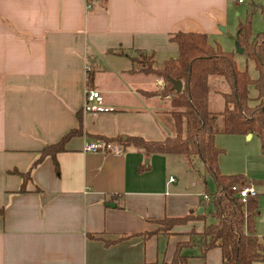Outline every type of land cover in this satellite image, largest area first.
<instances>
[{
    "label": "crops",
    "instance_id": "0c3cea01",
    "mask_svg": "<svg viewBox=\"0 0 264 264\" xmlns=\"http://www.w3.org/2000/svg\"><path fill=\"white\" fill-rule=\"evenodd\" d=\"M260 1L0 0V264H165L179 245L185 264H222L220 248L182 244L205 222L147 235L163 219L205 212L202 174L181 156H146L132 145L121 146L120 155L83 147L99 137L161 142L175 135L170 100L159 95L163 80L133 68L118 50L151 55L160 69L177 57L174 34H203L219 45L238 6L255 11ZM89 89L111 111L85 113ZM208 89L228 90L214 78ZM78 117L83 133L55 161L47 157L32 169L20 192V173L79 129ZM258 182L255 231L264 237Z\"/></svg>",
    "mask_w": 264,
    "mask_h": 264
},
{
    "label": "trees",
    "instance_id": "16d2710c",
    "mask_svg": "<svg viewBox=\"0 0 264 264\" xmlns=\"http://www.w3.org/2000/svg\"><path fill=\"white\" fill-rule=\"evenodd\" d=\"M260 9L264 13V7ZM248 19L245 23L239 24L235 41L237 46L244 50V55L254 62L258 73L257 79H252L246 70H239L233 55L223 52L218 44L212 43L209 37L203 34H174L170 40L178 48L177 57L166 61L160 69L153 68L151 55H148V59L144 62L135 59L132 55L139 53L141 56L142 53L139 51L116 52L128 58L133 68L163 80L164 87L159 95L162 99L170 100L169 114L173 120L175 135L161 142H149L138 137H128L125 141L117 138L113 142L122 146L132 145L142 150L146 156L152 154L181 156L190 170L198 174H209L212 177L216 191L212 195L205 191L209 197V201H203L202 204L205 209L209 208L206 214L205 212L200 215L190 213L183 218L163 219L159 223H171L174 226L188 221L206 222L207 216H210L215 223L205 224L198 235L200 245L203 252L220 248L222 264H253L264 261V237H259L255 231V221L259 214L257 201L248 198L243 204L239 197L230 193V187L238 180H241L243 185L252 183L257 185L259 182L250 181L240 175L222 174L218 169V157L222 151L214 146L215 136L219 134L246 136L254 133L260 139L261 152L264 155V98L262 97L264 32L253 34ZM91 77L88 75L87 81H90ZM212 78L222 80L228 88L225 92H216L223 100V109L218 112L210 111L208 106V88ZM170 79L182 83L180 93L177 94L172 90ZM251 86L258 91V95L254 98L249 95ZM78 118L79 129L70 131L59 142L46 146L31 168L26 173H20L22 178L20 192L25 191L31 179L32 169L47 157L55 161V155L64 151L66 143L83 133L81 117ZM99 140L112 141L103 137H99ZM148 169L149 166H143L140 171ZM160 234L163 233L155 232L147 235ZM127 237H120L119 240ZM180 247L181 245L177 246L171 262L165 264H185L186 257L180 255Z\"/></svg>",
    "mask_w": 264,
    "mask_h": 264
},
{
    "label": "rangeland",
    "instance_id": "374dc122",
    "mask_svg": "<svg viewBox=\"0 0 264 264\" xmlns=\"http://www.w3.org/2000/svg\"><path fill=\"white\" fill-rule=\"evenodd\" d=\"M260 5L264 6V0L260 1ZM262 6L254 7V9L247 10L245 6H238V9L235 11L238 12V16L234 13V15L230 16V25L228 27V31L220 37L219 41H215L219 43V47L223 52L232 54L236 65L239 70L247 71L249 76L252 79L258 78V73L255 70L254 62L248 59L244 52L239 54L236 49V41L235 34L239 24L245 23L248 19V23L252 29L253 34H257L260 32H264V13L260 8ZM135 59H139V61H144L148 59V55L142 54L139 56V53L132 54ZM157 68H160L161 65H156ZM139 68V66H137ZM220 88V87H218ZM213 89V88H212ZM221 90V89H220ZM249 95L254 98L258 95V91L254 87L249 88ZM262 97L264 98V82L262 87ZM208 106L211 111L217 112L223 109V100L220 95L209 92L208 95ZM252 138L248 139L247 136L243 135H216L214 140V146L216 149L222 151L218 157V169L219 171L227 176H246L245 174H250L248 177L252 181H264V155L261 152V142L259 137L256 134H252ZM184 161V160H183ZM195 163V162H194ZM183 165V164H182ZM202 174V173H201ZM247 174V175H248ZM203 175V174H202ZM203 186L206 189L209 195H212L216 191V187L212 177L209 174L203 175ZM234 184L240 185L242 184L241 180H238ZM252 185V184H249ZM259 185H257L258 187ZM261 186L257 188L260 190ZM208 209H205V214L208 212ZM191 221L186 222L185 224H178L172 226L171 223L161 224L157 223V228L153 233L160 232L168 234L174 227L180 225H186ZM208 224L215 223V220L210 216H207L206 222ZM171 227V228H170ZM199 233H193L187 242H183L182 244H190L193 241L200 244Z\"/></svg>",
    "mask_w": 264,
    "mask_h": 264
},
{
    "label": "built area",
    "instance_id": "2783aa9c",
    "mask_svg": "<svg viewBox=\"0 0 264 264\" xmlns=\"http://www.w3.org/2000/svg\"><path fill=\"white\" fill-rule=\"evenodd\" d=\"M232 4H243L244 0H230ZM83 110L85 113L97 114L102 112L111 111L103 107V99L99 91L95 89H89L85 93V103ZM122 145L113 141H91L88 142L84 147L83 151L91 153H110L113 155H120L122 153ZM169 182H173V178H169ZM230 193L239 197L240 201L245 204L248 198L256 199L257 192L253 185H232L230 187ZM203 201L208 202L209 197L203 195Z\"/></svg>",
    "mask_w": 264,
    "mask_h": 264
},
{
    "label": "water",
    "instance_id": "95a60500",
    "mask_svg": "<svg viewBox=\"0 0 264 264\" xmlns=\"http://www.w3.org/2000/svg\"><path fill=\"white\" fill-rule=\"evenodd\" d=\"M236 49H237V52H238L239 54H242V53H243V49L239 48V47L237 46V44H236ZM169 82L171 83V85H172V90H173L175 93L178 94V93L181 92V90H182V83H181L180 81H175V80L170 79ZM198 213L201 214V213H202V209H200Z\"/></svg>",
    "mask_w": 264,
    "mask_h": 264
}]
</instances>
